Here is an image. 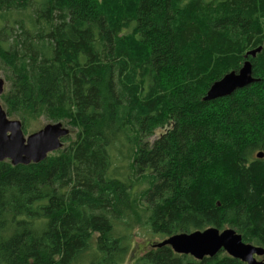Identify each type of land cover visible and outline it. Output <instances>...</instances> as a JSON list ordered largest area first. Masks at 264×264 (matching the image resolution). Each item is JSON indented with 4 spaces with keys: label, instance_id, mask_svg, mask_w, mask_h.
<instances>
[{
    "label": "trees",
    "instance_id": "obj_1",
    "mask_svg": "<svg viewBox=\"0 0 264 264\" xmlns=\"http://www.w3.org/2000/svg\"><path fill=\"white\" fill-rule=\"evenodd\" d=\"M0 23L6 115L77 128L37 163L0 161V264H122L141 218L264 248V0H0ZM245 59L258 80L203 99ZM221 253L132 264H246Z\"/></svg>",
    "mask_w": 264,
    "mask_h": 264
},
{
    "label": "water",
    "instance_id": "obj_2",
    "mask_svg": "<svg viewBox=\"0 0 264 264\" xmlns=\"http://www.w3.org/2000/svg\"><path fill=\"white\" fill-rule=\"evenodd\" d=\"M260 50L261 47H258L248 51L245 56L254 57ZM251 71L252 63L245 59L237 71H229L215 80L205 92L203 99L212 100L230 95L235 90L258 80L251 76ZM3 89L4 80L0 78V95ZM66 128L61 122L47 123L37 131L25 135L21 121L8 118L0 101V161L9 158L13 165L27 164L30 160L38 161L43 158L46 150L59 148L58 138L67 133ZM156 245H169L174 252L190 254L195 259H201L206 255L213 256L223 247L230 256L248 264H263L254 256L263 254V248L244 243L240 234L232 228H224L220 231L215 227H209L191 233H178Z\"/></svg>",
    "mask_w": 264,
    "mask_h": 264
},
{
    "label": "rangeland",
    "instance_id": "obj_3",
    "mask_svg": "<svg viewBox=\"0 0 264 264\" xmlns=\"http://www.w3.org/2000/svg\"><path fill=\"white\" fill-rule=\"evenodd\" d=\"M28 15L29 14H20V13L18 14V16L20 18H23L24 19L23 21L20 18H17V17H9L8 20L5 22V24L7 25L6 27L13 25L12 23L14 21H18L17 24L18 23H21L23 27H26L27 26L26 22L29 21V19L27 17ZM35 30H36L35 28L34 29L33 28L32 29H29V31H35ZM12 33L15 36L14 37V40H17L19 34L21 33V30H20V28L18 29L15 26V29H13V32ZM26 35H30L31 36L30 32L29 33H26ZM30 36H28V37H30ZM249 50H251V49H249ZM246 53H245V55H246ZM249 57H251V56H249ZM248 60H250V59H248ZM2 63L3 62H1V59H0V77L4 80V89H3V92L5 93V92L8 91L11 81H10V78H9L10 77L9 76V72L2 66ZM1 104H2V100H1ZM8 118L20 120L19 115L18 114H15V113H10V116ZM55 122H62V121H54L52 119H48L46 116H44L42 114L30 118V121H26V124H24V125H23V123L21 121L22 127L24 128L23 131H24V134L25 135H28L31 132L37 131L38 129H40L41 127H43L47 123H55ZM62 124L64 125L63 122H62ZM65 126L67 128H69L71 132H70V135H69V138L67 139V141L66 142L65 141L63 142L62 141L63 142L62 143L63 145H66V144L70 143L71 141H73L74 138H75V133L77 132V128L76 127H72V126H68V125H65ZM159 134H161V133L157 131L156 134L150 138V140L153 141V139H155L156 137H158ZM61 148H59V149H61ZM55 151L56 150H54L53 152H55ZM53 152H51V153H53ZM141 224H143V218H141L138 221V223L136 224V226H135L136 229L134 230V235H133L132 240H131L132 243H131V246H130L131 247L130 248L131 249L130 255H128L126 257V260L122 264H132L133 263V260L135 259V257H138V254L140 252L146 251V250H148V249L151 248V245H150L151 242L160 241L163 238V237L162 238H160V237H154V236L150 235L145 230V228L144 229L142 228ZM222 251L226 254V252L224 250H220L215 255L222 254L221 253ZM257 258L259 260L262 257H257Z\"/></svg>",
    "mask_w": 264,
    "mask_h": 264
},
{
    "label": "bare ground",
    "instance_id": "obj_4",
    "mask_svg": "<svg viewBox=\"0 0 264 264\" xmlns=\"http://www.w3.org/2000/svg\"><path fill=\"white\" fill-rule=\"evenodd\" d=\"M258 47H260V46H258ZM258 47H256V48H258ZM256 48H254V49H256ZM254 49H251V50H254ZM251 50H249V51H251ZM243 64V63H242ZM242 66V65H241ZM240 66V67H241ZM239 67V68H240ZM251 76L253 77V75H252V71H251ZM1 78V77H0ZM253 78H255V77H253ZM257 79V78H256ZM3 109V108H2ZM64 126V125H63ZM66 127V126H65ZM67 129V133L65 134V135H63V136H60L59 138H58V143H59V148H61L62 147V138L64 137V136H66V135H68L69 134V129L68 128H66ZM32 133V132H31ZM30 134V133H29ZM59 148H57V149H59ZM57 149H48V150H46L45 151V153H44V156H43V158L42 159H40V160H38V161H34V160H30L28 163H31V162H33V163H37V162H39V161H41V160H43L49 153H51V152H53L54 150H57ZM259 154H261V156H259ZM262 155H263V153L261 152V151H259V152H257L256 153V157H262ZM8 160H10L9 158H7ZM6 159V160H7ZM27 163V164H28ZM209 227H213V226H208V227H206V228H204V229H196V230H206V229H208ZM216 228V227H215ZM227 228H229V227H227ZM218 229V228H217ZM233 229V228H232ZM196 230H193V231H196ZM222 230V229H221ZM220 230V231H221ZM193 231H190V232H187V233H191V232H193ZM178 233H186V232H178ZM178 233H175V234H178ZM175 234H172V235H170V236H167V237H164V238H162L160 241H157V242H154V243H152L151 244V246L152 247H162V246H157L156 244L157 243H159V242H161L162 240H164V239H166V238H169V237H171V236H173V235H175ZM239 234V233H238ZM241 236V235H240ZM242 239V238H241ZM244 242V241H243ZM244 243H248V244H252V243H249V242H244ZM163 246H169V245H163ZM170 247V246H169ZM171 248V247H170ZM263 248V247H262ZM171 250H172V248H171ZM220 250H224L226 253H227V255H229L230 256V254L228 253V251L226 250V249H224L223 247H221L218 251H220ZM263 250H264V248H263ZM173 251V250H172ZM217 251V252H218ZM174 252V251H173ZM216 252V253H217ZM176 253V252H175ZM177 254H180V253H177ZM264 254V253H263ZM263 254H260V255H254L255 257H256V259L258 260V258L257 257H259V256H262ZM185 255H190V254H185ZM191 256V255H190ZM214 256V255H213ZM191 257H193V256H191ZM205 257V256H204ZM206 257H212V256H208V255H206ZM232 257V256H231ZM194 258V257H193ZM203 258V257H202ZM201 258V259H202ZM234 258V257H233ZM195 259V258H194ZM201 259H196V260H201ZM237 259V258H236ZM240 260V259H239ZM258 261H262L263 262V264H264V260H258ZM242 262H244V261H242ZM244 263H246V264H248L247 262H244Z\"/></svg>",
    "mask_w": 264,
    "mask_h": 264
},
{
    "label": "flooded vegetation",
    "instance_id": "obj_5",
    "mask_svg": "<svg viewBox=\"0 0 264 264\" xmlns=\"http://www.w3.org/2000/svg\"><path fill=\"white\" fill-rule=\"evenodd\" d=\"M259 257H262L260 260H264V254L262 256H259Z\"/></svg>",
    "mask_w": 264,
    "mask_h": 264
}]
</instances>
